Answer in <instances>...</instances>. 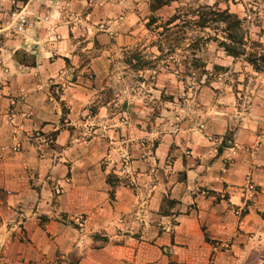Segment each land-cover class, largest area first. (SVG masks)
Wrapping results in <instances>:
<instances>
[{
  "label": "crops",
  "instance_id": "obj_1",
  "mask_svg": "<svg viewBox=\"0 0 264 264\" xmlns=\"http://www.w3.org/2000/svg\"><path fill=\"white\" fill-rule=\"evenodd\" d=\"M93 1L27 0L13 10L14 0H0V191L11 193L10 210H0V264H264L255 136L236 134L240 149L216 154L199 133L166 135L154 145L158 165L174 143L188 150L173 156L165 179L137 159L115 165L145 147L117 128L125 119L107 113L114 101L98 100L112 72L105 51L91 49L105 43L99 25L118 13L117 27L129 30L144 2ZM102 157L111 161L104 171ZM110 171L119 179L113 199Z\"/></svg>",
  "mask_w": 264,
  "mask_h": 264
},
{
  "label": "rangeland",
  "instance_id": "obj_2",
  "mask_svg": "<svg viewBox=\"0 0 264 264\" xmlns=\"http://www.w3.org/2000/svg\"><path fill=\"white\" fill-rule=\"evenodd\" d=\"M143 2V8L137 13L138 21L129 30L117 27L122 18L118 13L99 25L105 30V43L100 45L95 42L91 49L94 54L100 52V49L105 51L110 60L107 66L109 72H112L110 86L104 89L103 96L98 100L114 101L107 113L125 119L121 127L117 128L124 129L125 134L134 139L132 145L139 141L145 147L142 155L139 153L140 155L134 156L129 151L115 165L122 168L137 159L146 165L147 173L158 168L160 176L165 179L170 174L173 156L180 151L187 152L188 149L186 143H174L165 162L158 165L154 157V145L166 135L177 136L179 133L186 138L194 133L203 135L213 143L217 154L228 148L240 149L234 138L236 134L248 132L256 137L254 150L263 148L264 151V73L254 72L243 60L233 61L215 44H210L200 54L207 70L211 72L213 65H219L228 68L226 72L219 74L207 87H198L194 79L176 75L171 66L169 69L165 67L168 60L157 61L154 58L158 55L156 48L152 46L156 38L145 28L150 13L148 0H142ZM213 3L214 0H176L156 15L165 19L179 6H211ZM228 6L232 13L246 20L250 37L264 44V0H228ZM219 7L223 9L224 3H220ZM133 57L139 58L140 64L147 63L143 70L135 69L140 64L135 65ZM97 112L96 107L90 110L91 115H96ZM140 132L143 135L138 136ZM180 140L184 141V137ZM51 141L52 138L47 142L49 147L53 145ZM131 144L129 143V147ZM234 150L229 153L231 157H234ZM260 158L264 159V155ZM97 163L104 171L111 161L102 157ZM110 173L114 174L112 171L108 172L106 179ZM177 179H182L180 174ZM67 180L64 178L63 181ZM46 181L52 186L54 196L62 193L59 181L49 176ZM9 195L11 193L0 191V210H10L3 202V196ZM43 219L47 220L41 218L40 224ZM75 221L74 226L82 229L83 220Z\"/></svg>",
  "mask_w": 264,
  "mask_h": 264
},
{
  "label": "trees",
  "instance_id": "obj_3",
  "mask_svg": "<svg viewBox=\"0 0 264 264\" xmlns=\"http://www.w3.org/2000/svg\"><path fill=\"white\" fill-rule=\"evenodd\" d=\"M175 1L148 0L150 14L146 19L145 28L156 38L152 44L158 53L154 56L155 60H168L165 65L167 69L171 66L176 75L194 79L198 87H207L219 74L228 70L213 65L210 72L202 61L200 54L205 52L210 44H215L233 61L243 60L254 72L264 73V44L250 37L246 20L229 10L228 0H214L211 6L182 5L165 19L156 15ZM26 2L27 0H14L12 9L17 10ZM220 3H224L223 9L219 7ZM132 61L135 65L140 64L137 57H133ZM146 64L142 63L135 69L143 70ZM106 180L111 187L110 199H113V190L119 179L110 173Z\"/></svg>",
  "mask_w": 264,
  "mask_h": 264
},
{
  "label": "built area",
  "instance_id": "obj_4",
  "mask_svg": "<svg viewBox=\"0 0 264 264\" xmlns=\"http://www.w3.org/2000/svg\"><path fill=\"white\" fill-rule=\"evenodd\" d=\"M15 23H16V29L17 31H21L23 30V27L26 25L27 23V16L26 14H21L19 13L17 16H16V19H15ZM251 184V182H250ZM251 190H253V185L251 184L250 187H249ZM1 198V196H0ZM0 205H1V200H0Z\"/></svg>",
  "mask_w": 264,
  "mask_h": 264
}]
</instances>
